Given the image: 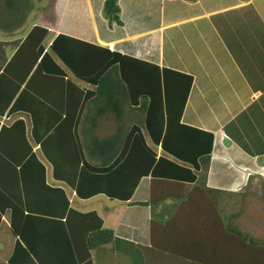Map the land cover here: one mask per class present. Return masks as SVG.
<instances>
[{"label":"trees","instance_id":"16d2710c","mask_svg":"<svg viewBox=\"0 0 264 264\" xmlns=\"http://www.w3.org/2000/svg\"><path fill=\"white\" fill-rule=\"evenodd\" d=\"M4 3L0 30L9 36L25 25L33 5ZM102 15L110 27L123 25L119 0H105ZM48 35V28L32 25L0 73V117L25 113L32 125L29 133L24 117L0 122V227L8 213V231L17 237L7 264H103L92 252L108 244L131 264H173L167 262L178 247L167 240L210 235L203 218L182 225L189 218L181 210L203 199L197 192L221 236L215 247L192 253L195 259L186 244L178 257L186 264H264V245L227 226L206 188L213 133L181 121L193 76L62 33L47 45ZM37 146L54 178L81 199L105 194L129 201L151 175L150 199L131 202L151 208V244L119 237L97 211L71 206L64 188L47 182ZM170 198L181 201L180 213L158 219L156 208Z\"/></svg>","mask_w":264,"mask_h":264},{"label":"crops","instance_id":"0c3cea01","mask_svg":"<svg viewBox=\"0 0 264 264\" xmlns=\"http://www.w3.org/2000/svg\"><path fill=\"white\" fill-rule=\"evenodd\" d=\"M104 1L50 0L28 31L36 24L48 28L47 45L62 33L109 47L161 69L167 67L192 75L181 121L213 133L206 188L217 197V209L227 226L264 245V0H119L123 25L112 27L102 15ZM176 5L178 9L172 10ZM24 28L25 25L15 31L14 36L0 30V73L28 33ZM23 30L26 33L20 35ZM20 115L5 114L0 122L9 124ZM27 127L30 133L31 123ZM225 138L230 141L228 144L224 143ZM149 143L153 146L150 140ZM38 148L34 147V151L39 155ZM155 148L161 152L160 146ZM39 157L46 166L47 182L64 188L71 206L81 212L97 211L104 227L113 229L119 237L145 246L151 244V208L131 204L150 199L151 175L140 179L129 201L98 194L91 197L97 199V207L89 210L76 207L77 199L81 206L88 199L78 198L64 181L55 179L52 164L43 155ZM245 170L250 173L242 184ZM197 195L204 199L201 192ZM203 199L181 210L189 218L182 225L192 227L198 218H203L210 235L206 232V238L202 233L185 239H179L181 234L174 235L167 243L173 247L176 243L178 248L174 247V251H178L174 253L176 259L172 257L167 263L186 264L185 261L195 259L192 253L203 251L206 245L215 247L221 229L208 211L203 213L207 208ZM180 205L178 199H167L156 208L155 215L165 220L179 212ZM3 218L9 228V214L5 213ZM6 227H0L3 234L0 264L12 262L10 257L17 239ZM234 239L230 240L232 250ZM184 244L190 246L189 259L178 257ZM111 247L108 244L99 252L93 251L94 261L100 255L105 264L116 256ZM163 256L159 255V260ZM117 257L123 264H131L124 256Z\"/></svg>","mask_w":264,"mask_h":264},{"label":"rangeland","instance_id":"374dc122","mask_svg":"<svg viewBox=\"0 0 264 264\" xmlns=\"http://www.w3.org/2000/svg\"><path fill=\"white\" fill-rule=\"evenodd\" d=\"M4 1L5 0H0V10H5L6 11V8H5V3H4ZM30 2H32V5H33V7L30 9V10H28V12H26V14H27V21H26V23H25V28H26V32L28 31V29L30 28V26L29 25H31V23L33 22V20H34V18L35 19H37L38 18V16L40 15V13H42L41 11L43 10V8H44V10H45V8H47L48 7V5H49V1L50 0H29ZM171 4L173 5V3H170V6H171ZM166 7H167V5H165ZM177 6L178 5H176L172 10H174V11H176L178 8H177ZM24 28V29H25ZM52 35H53V33L52 34H50V37H52ZM22 115H20V117L21 116H23V117H25L24 115H26L25 113H21ZM27 116V115H26ZM19 117V116H18ZM28 117V116H27ZM27 120V119H26ZM28 123H31L30 121H28L27 120V124ZM104 127H105V125H104ZM29 131V130H28ZM39 152V155L40 156H42V154L40 153V151H38ZM44 157V156H43ZM42 157V158H43ZM78 200V202L79 203H77L76 204V207H79V208H87V209H94V208H96L97 206V199H95V198H91V199H88V200H84V201H82V205L83 206H81V204H80V200L79 199H77ZM99 203V202H98ZM246 207H247V205H246ZM167 212V211H166ZM2 226H4V227H6V225H5V222H3L2 223ZM7 228V227H6ZM8 229V228H7ZM9 230V229H8ZM3 237V234L1 235V233H0V238H2ZM248 238H250V236H248ZM120 258V257H119ZM99 264H102V263H99ZM105 264H123V261L122 260H120V259H118L116 256H112V258H109L106 262H105Z\"/></svg>","mask_w":264,"mask_h":264},{"label":"water","instance_id":"95a60500","mask_svg":"<svg viewBox=\"0 0 264 264\" xmlns=\"http://www.w3.org/2000/svg\"><path fill=\"white\" fill-rule=\"evenodd\" d=\"M229 142H230V141H229L228 139H226V138L224 139V143H225V144H228ZM261 161H262V159L259 160V162H261ZM249 171H250V170H245V171H244V174H245L244 177H245V178H244L242 184H244V183L246 182V180H247V178H248V176H249V173H250ZM242 184H241V185H242Z\"/></svg>","mask_w":264,"mask_h":264}]
</instances>
